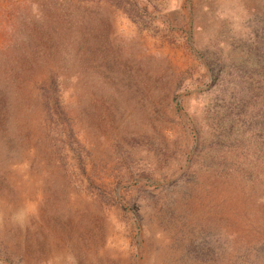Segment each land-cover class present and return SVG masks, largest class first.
I'll return each mask as SVG.
<instances>
[{"label": "rangeland", "instance_id": "374dc122", "mask_svg": "<svg viewBox=\"0 0 264 264\" xmlns=\"http://www.w3.org/2000/svg\"><path fill=\"white\" fill-rule=\"evenodd\" d=\"M68 254L264 264V0H0V264Z\"/></svg>", "mask_w": 264, "mask_h": 264}, {"label": "clouds", "instance_id": "9594fccd", "mask_svg": "<svg viewBox=\"0 0 264 264\" xmlns=\"http://www.w3.org/2000/svg\"><path fill=\"white\" fill-rule=\"evenodd\" d=\"M32 209L29 208V211ZM15 219H22V216L19 214L15 217ZM49 264H76L75 258L71 255L68 254L64 257H55L52 260H50Z\"/></svg>", "mask_w": 264, "mask_h": 264}, {"label": "trees", "instance_id": "16d2710c", "mask_svg": "<svg viewBox=\"0 0 264 264\" xmlns=\"http://www.w3.org/2000/svg\"><path fill=\"white\" fill-rule=\"evenodd\" d=\"M195 247H198V244H195L194 241H192L187 248L188 250H192V249L196 250ZM210 248H211V253L214 252V248L212 247ZM199 251L202 253V255H207L206 252L208 253V250L204 246L201 247Z\"/></svg>", "mask_w": 264, "mask_h": 264}]
</instances>
